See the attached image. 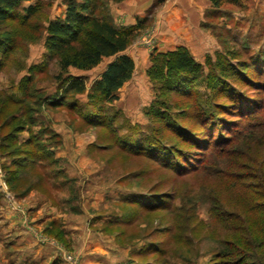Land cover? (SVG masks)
I'll return each mask as SVG.
<instances>
[{"label": "rangeland", "instance_id": "374dc122", "mask_svg": "<svg viewBox=\"0 0 264 264\" xmlns=\"http://www.w3.org/2000/svg\"><path fill=\"white\" fill-rule=\"evenodd\" d=\"M28 4L31 18L0 26L12 46L0 55V206L21 212L19 193L38 192L73 219L76 248L104 240L117 264H264V0H106L100 15L132 31L134 64L112 102L92 95L112 59L60 73L44 46L64 0ZM181 52L188 74L171 71ZM77 76L81 95L65 88ZM36 147L42 169L6 183Z\"/></svg>", "mask_w": 264, "mask_h": 264}, {"label": "trees", "instance_id": "16d2710c", "mask_svg": "<svg viewBox=\"0 0 264 264\" xmlns=\"http://www.w3.org/2000/svg\"><path fill=\"white\" fill-rule=\"evenodd\" d=\"M30 1L32 0H0V26L6 21L22 18L23 20H28L31 18L36 13L37 5L29 4L24 6ZM105 1L64 0L63 16L56 17L47 23L44 46L56 58L60 73L66 72L70 67L87 71L97 66L102 59L113 58L92 86L93 96H97L105 102H112L117 99L116 91L131 78L134 69L132 59L125 54L132 38V31L130 29L118 30L100 15ZM109 1L111 3H120L123 0ZM208 1L215 10L222 8L224 4L236 5L239 2V0ZM19 9H21V12ZM10 42H3L0 39V55L10 51L12 47ZM194 66L190 61V57L186 53L181 52L174 57L171 71L188 74L193 71ZM65 84L66 91L71 94L81 95L85 92L84 80L80 76L68 77ZM54 105V103L51 104V106ZM2 140H6V138H2ZM2 145L3 143H0V149H4ZM40 150L45 151L41 147H36L34 150H25L20 156L22 158H18L21 161L14 160L12 164L18 170H11V172L7 170L8 175L5 178V182L10 183L12 177H9V175L15 174L19 169L26 171L27 167H36L41 170L42 165L38 161L45 155V152H40ZM22 155H25L28 159ZM54 178L55 176L48 178L42 172L41 180L44 183L47 184ZM56 178L58 179V177ZM59 181L63 183L60 189L67 186V182L68 184L71 183L66 178H61ZM52 188L54 190L59 189L58 187ZM227 230L237 232L234 226ZM54 239L64 242L59 227L55 231Z\"/></svg>", "mask_w": 264, "mask_h": 264}, {"label": "crops", "instance_id": "0c3cea01", "mask_svg": "<svg viewBox=\"0 0 264 264\" xmlns=\"http://www.w3.org/2000/svg\"><path fill=\"white\" fill-rule=\"evenodd\" d=\"M23 193H19L21 199L16 200L23 211L12 212L4 206L3 201L0 206V264H69L58 257L67 253L77 254L79 258L76 264L118 263L108 257L104 240H101L102 243L86 242L83 247L76 248L75 230L65 226L67 220L70 223L73 221L65 213L67 211L58 213L49 200L38 192ZM58 227L66 245L54 239ZM96 235L105 238L101 232ZM88 246L95 249L90 254L82 253ZM93 255L96 257L93 258Z\"/></svg>", "mask_w": 264, "mask_h": 264}]
</instances>
